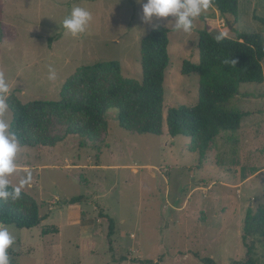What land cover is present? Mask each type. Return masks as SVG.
I'll return each mask as SVG.
<instances>
[{
  "label": "rangeland",
  "instance_id": "obj_1",
  "mask_svg": "<svg viewBox=\"0 0 264 264\" xmlns=\"http://www.w3.org/2000/svg\"><path fill=\"white\" fill-rule=\"evenodd\" d=\"M74 7L91 13L76 36L63 28ZM142 8L137 0H0V76L9 87L0 120L10 134L16 100H59L64 83L98 61L122 64L121 73L101 75L97 87L115 104L108 94L113 85L143 79L142 39L159 25L170 29L161 135L139 133L133 124L125 129L112 106L107 126L92 134L77 132L83 114L69 112L45 113L38 129L22 131L27 144L16 140L15 171L7 179L18 187L30 175L21 190L49 216L29 229L0 223L15 238L7 249L10 264H204L203 257L233 264L246 257L248 208L264 204V82L240 85L230 106L249 115L240 129L221 131L204 159L196 141L169 133L167 116L172 107L198 102L199 74L182 68L185 60L200 61L199 31L258 33L264 41L256 18H264V0H239L237 22L209 4L190 32L176 30L174 17L145 22ZM91 91L75 86L71 95ZM77 195L84 199L68 203ZM104 215L115 220L112 236ZM251 240L264 264V237Z\"/></svg>",
  "mask_w": 264,
  "mask_h": 264
},
{
  "label": "trees",
  "instance_id": "obj_2",
  "mask_svg": "<svg viewBox=\"0 0 264 264\" xmlns=\"http://www.w3.org/2000/svg\"><path fill=\"white\" fill-rule=\"evenodd\" d=\"M210 4L224 17L232 16L238 21L239 0H210ZM264 24V18L256 16ZM234 23V22H233ZM237 30V29H234ZM237 32V37L225 36L217 39L207 27L199 31L200 61L193 63L185 60L183 74H199L198 102L194 106L181 105L168 111V131L172 136L184 135L196 141V151L201 159L214 147L221 131H236L242 125L243 117L249 115L230 106L232 99L241 94L243 83L264 82V41L258 33ZM170 29L159 25L153 28L141 41L143 79L133 86L113 85L108 94L117 100L113 105L97 90L103 74L121 73L119 60L98 61L85 65L72 78L68 79L60 92L59 100H34L22 103L16 100L12 110L13 134L19 143L27 142L23 130H36L45 113L71 114L82 113L80 122H84L76 131L92 134L102 126H107L105 119L109 107L117 109L122 127L129 130L131 124L139 133L161 135L163 133V103L166 70L170 64L169 56ZM52 40V38H51ZM86 85L91 92L82 93L75 99L71 93L75 86ZM238 142L236 139H230ZM193 150V149H192ZM15 186L9 183V191ZM30 199V206L24 207L19 202L22 198ZM84 195H77L68 200L78 204ZM40 214V205L36 199L21 190L16 200L0 198V223L16 225L19 228H33L48 218ZM109 220V234L112 236L115 220ZM264 237V204L256 210L248 208L243 229V242L247 249L246 257L233 264H259L254 257L256 244L252 237ZM198 256V254H197ZM204 264H216L209 257L201 258ZM148 262H152L149 260Z\"/></svg>",
  "mask_w": 264,
  "mask_h": 264
},
{
  "label": "clouds",
  "instance_id": "obj_3",
  "mask_svg": "<svg viewBox=\"0 0 264 264\" xmlns=\"http://www.w3.org/2000/svg\"><path fill=\"white\" fill-rule=\"evenodd\" d=\"M143 8V20L151 22L153 18L162 20L169 17L175 18V29L190 32L193 21L209 7L210 0H137ZM91 20V13L81 7H74L70 14L63 20V28L76 36L83 33ZM227 33H220L217 39H223ZM9 92V87L4 78L0 76V113L7 110L4 96ZM9 125L0 120V198L16 200L20 197L21 187L30 180L20 181V186L9 191L8 175L15 171L14 158L18 151V143L14 134L7 132ZM15 242L14 236L6 226H0V264H10L7 249Z\"/></svg>",
  "mask_w": 264,
  "mask_h": 264
}]
</instances>
